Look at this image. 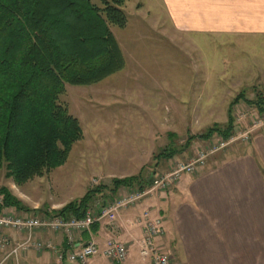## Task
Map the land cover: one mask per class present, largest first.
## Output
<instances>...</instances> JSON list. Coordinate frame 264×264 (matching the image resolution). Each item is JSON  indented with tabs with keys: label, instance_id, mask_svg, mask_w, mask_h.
Masks as SVG:
<instances>
[{
	"label": "rangeland",
	"instance_id": "374dc122",
	"mask_svg": "<svg viewBox=\"0 0 264 264\" xmlns=\"http://www.w3.org/2000/svg\"><path fill=\"white\" fill-rule=\"evenodd\" d=\"M140 1L127 0L122 7L127 18L124 28L110 27L123 69L92 86L66 85L59 99L83 131L66 162L20 186L5 177L4 168L0 170V188H7L31 211L21 215H52L95 185L110 187L112 179L137 172L151 152L180 154L190 137L226 126L229 104L239 93L248 101L264 97V78L246 74L263 69L264 43L234 38L188 41L163 34L152 16L138 12ZM232 118L236 135L257 119L264 122V113L241 101L233 107ZM263 128L264 124L258 130ZM220 139L213 135L197 153ZM151 160L136 175L146 179L168 171L154 173ZM2 213L17 214L13 209ZM6 236L12 246L19 243ZM28 251L37 254L32 248Z\"/></svg>",
	"mask_w": 264,
	"mask_h": 264
},
{
	"label": "crops",
	"instance_id": "0c3cea01",
	"mask_svg": "<svg viewBox=\"0 0 264 264\" xmlns=\"http://www.w3.org/2000/svg\"><path fill=\"white\" fill-rule=\"evenodd\" d=\"M140 4L138 12L152 16L163 34L188 41L234 38L264 43V0H142ZM246 74L264 78V66L257 74ZM206 143L193 139L182 153L159 160L154 173L195 156ZM153 154L126 177L139 173ZM125 192L120 188L116 194ZM145 214L162 219L165 233L158 244L170 255V264H264V128L254 132L249 143H236L211 155L194 175L183 176L169 190L146 196L120 211L114 221L103 220L89 233H75L73 238L78 245L93 241L100 248L107 240L120 241L128 247L122 264H150L140 257L137 245L143 237ZM3 234L12 243L26 238L13 231ZM31 237L69 249L63 233L38 231ZM9 251H0V264H79L66 259L59 262L47 250L41 254L28 251L16 258ZM85 264L114 263L98 255Z\"/></svg>",
	"mask_w": 264,
	"mask_h": 264
},
{
	"label": "trees",
	"instance_id": "16d2710c",
	"mask_svg": "<svg viewBox=\"0 0 264 264\" xmlns=\"http://www.w3.org/2000/svg\"><path fill=\"white\" fill-rule=\"evenodd\" d=\"M127 0H0V170L15 185L42 177L62 166L81 141L79 121L59 102L65 86H92L124 67L110 27L124 28ZM243 101L264 113V97L255 101L239 93L229 104L223 129L213 126L190 137L228 139L234 131L232 109ZM178 152L164 150L153 157L170 160ZM143 170V169H142ZM152 177L141 174L97 185L82 198L52 212L81 218L94 196L110 197L123 187H147ZM29 213L10 191L0 188V213Z\"/></svg>",
	"mask_w": 264,
	"mask_h": 264
},
{
	"label": "built area",
	"instance_id": "2783aa9c",
	"mask_svg": "<svg viewBox=\"0 0 264 264\" xmlns=\"http://www.w3.org/2000/svg\"><path fill=\"white\" fill-rule=\"evenodd\" d=\"M261 119L254 121L244 132L231 135L228 139H220L211 148L199 151L194 158L187 162H176L170 169L160 175H154L147 187H123L125 193L116 194L113 199L104 196H94L81 218L71 215L53 216L44 214L41 217L21 215L20 213H0V231L11 230L26 236L15 245H11L8 237L0 232V251L9 249L10 256H19L32 248L36 253L51 251L59 262L65 259L69 262L85 264L89 258L101 255L114 264H122L128 255V247L125 243L110 239L102 248L93 241L85 245H78L73 238L75 233L90 232L91 227L103 220L114 221L119 212L131 208L143 198L159 192H165L177 184L185 175H194L206 159L212 154L226 149L236 143H248L251 135L263 126ZM95 183V181L93 182ZM97 186V185H95ZM94 187V186H93ZM38 231H50L63 233L69 249H58L51 243H43L32 240V234ZM165 230L160 217L149 218L144 215L143 237L138 242V252L141 258L149 260L150 264H170V255L158 244L164 236Z\"/></svg>",
	"mask_w": 264,
	"mask_h": 264
}]
</instances>
